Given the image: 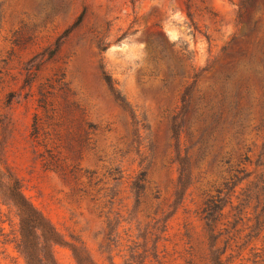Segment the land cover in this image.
Masks as SVG:
<instances>
[{
    "label": "rangeland",
    "instance_id": "374dc122",
    "mask_svg": "<svg viewBox=\"0 0 264 264\" xmlns=\"http://www.w3.org/2000/svg\"><path fill=\"white\" fill-rule=\"evenodd\" d=\"M11 182L55 264H264V0H0V264H25Z\"/></svg>",
    "mask_w": 264,
    "mask_h": 264
},
{
    "label": "trees",
    "instance_id": "16d2710c",
    "mask_svg": "<svg viewBox=\"0 0 264 264\" xmlns=\"http://www.w3.org/2000/svg\"><path fill=\"white\" fill-rule=\"evenodd\" d=\"M142 175H140L138 178L139 182L135 185L137 193L141 192L144 188L142 184L144 178ZM234 177L237 180L240 179L236 175ZM4 194L11 205L15 207L19 216V234L15 240V247L22 255L25 264H55L49 242L59 241L57 233L40 212L24 198L17 182H11L9 187L4 190ZM222 207L223 203L219 198L208 197L205 200L202 218L209 232L213 231ZM39 237L42 238L41 241L36 240ZM216 252H212V264H221ZM74 255L79 264H91L80 258L79 254L75 251Z\"/></svg>",
    "mask_w": 264,
    "mask_h": 264
}]
</instances>
